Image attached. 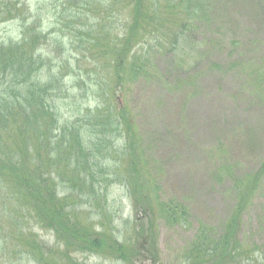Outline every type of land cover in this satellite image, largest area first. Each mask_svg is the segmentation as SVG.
I'll use <instances>...</instances> for the list:
<instances>
[{
	"label": "trees",
	"instance_id": "obj_1",
	"mask_svg": "<svg viewBox=\"0 0 264 264\" xmlns=\"http://www.w3.org/2000/svg\"><path fill=\"white\" fill-rule=\"evenodd\" d=\"M54 1L53 26L64 33L48 37L39 24V14L16 1L0 0V20H16L20 27L15 38L0 40V187L15 194L28 217L54 232L63 246L113 253L126 264H139L140 256L156 260L158 220L164 217L183 223L188 207L174 196L164 198L158 192L157 166L148 155L126 90L129 82L144 73L147 80L152 79L144 55L151 50L157 57L168 56L173 71L179 72L181 61L193 50L188 45L189 50L179 58L185 33L195 28V18V23L208 19L213 2ZM260 3L264 10V0ZM113 10V14L105 13ZM65 34L69 41L63 38ZM61 39L69 53L56 51L47 56L43 44L51 40L60 46ZM87 60L88 65L82 64ZM63 68L74 72L77 84L90 86L95 101L93 106H84L69 124L60 121L57 103H53L68 96ZM256 73L259 77L260 71ZM261 73L263 81L264 70ZM179 80L178 84L186 86L187 82ZM107 159L115 163L113 171ZM263 176L264 162L254 173L240 178L230 211L216 225H199L179 264H264V242L257 249L248 248L237 235L241 215ZM115 179L127 190L131 205L127 223L134 226L136 243L141 244L138 248L126 241L127 235L121 240L112 235L114 214L109 209L113 205L108 203L107 188ZM60 187L68 191L59 195ZM77 196L80 202L74 201ZM84 204L89 209L96 207L95 214L107 222L105 230L92 229L94 223L82 218L79 208ZM163 210L166 213L158 214ZM27 231L17 234L19 245L25 246L37 263L45 264L44 252L39 254L45 244ZM8 235H2L0 242L5 238L10 241Z\"/></svg>",
	"mask_w": 264,
	"mask_h": 264
},
{
	"label": "rangeland",
	"instance_id": "obj_2",
	"mask_svg": "<svg viewBox=\"0 0 264 264\" xmlns=\"http://www.w3.org/2000/svg\"><path fill=\"white\" fill-rule=\"evenodd\" d=\"M13 1L40 15L39 24L48 37L64 33L53 26L54 0ZM223 1L212 0L207 20L192 21L195 28L186 31L185 44L178 48L179 58L189 50L188 45L193 50L187 60L181 61L179 72L173 71L168 56L157 57L151 50L144 55L149 59L146 71L152 79L147 80L144 73L129 82L126 90L148 155L155 161L153 166H157L158 192L164 198L174 196L188 207L183 223L175 224L164 217L158 220V258L140 256L139 264L181 263L199 225L219 223L234 204L240 178L254 173L264 162V78L260 81L264 70V10L260 0ZM112 7L115 9L116 4ZM105 13L113 14L114 10ZM18 24L16 20H0V40L15 38L20 30ZM63 38L69 41L68 34ZM169 41L167 38L166 46ZM62 42L61 39L60 46L51 40L43 44L45 54L52 57L57 51L67 55V45ZM85 62L82 64L88 65L89 61ZM256 70L260 71L259 77ZM63 72L68 96L56 98L53 103H57L55 110L60 112V121L69 124L84 106H93L95 101L90 86L77 84L74 72L68 68H63ZM179 79L187 82L186 86L178 84ZM81 128L85 136L86 128ZM118 142L117 137L115 145ZM107 162L113 171L115 163L112 159ZM107 189L108 203L113 205L109 209L114 214L112 235L120 240L127 235L126 241L138 248L141 244L136 243L134 226L127 223L131 205L125 186L115 179ZM58 191L64 195L68 190L64 192L60 187ZM16 198L8 188L0 187V238L11 234L10 241L5 238L0 242V264H39L16 238L27 230L45 244L39 252H44L45 264H126L113 253L96 254L63 246L54 232L39 227L28 217ZM79 211L83 219L94 223L92 229H106L107 222L95 214L96 207L89 209L84 204ZM164 213L165 210L158 212ZM241 217L238 238L243 246L257 249L264 242V176Z\"/></svg>",
	"mask_w": 264,
	"mask_h": 264
}]
</instances>
